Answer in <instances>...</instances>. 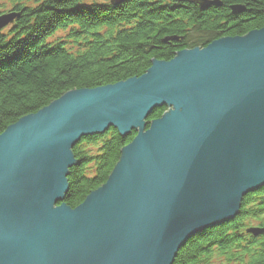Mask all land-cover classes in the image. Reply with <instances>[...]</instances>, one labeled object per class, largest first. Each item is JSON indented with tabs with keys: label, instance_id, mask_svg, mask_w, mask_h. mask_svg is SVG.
<instances>
[{
	"label": "water",
	"instance_id": "obj_1",
	"mask_svg": "<svg viewBox=\"0 0 264 264\" xmlns=\"http://www.w3.org/2000/svg\"><path fill=\"white\" fill-rule=\"evenodd\" d=\"M110 128L136 136L106 183L72 209V149ZM263 185L264 28L152 61L139 78L70 91L9 126L0 135V264H173Z\"/></svg>",
	"mask_w": 264,
	"mask_h": 264
},
{
	"label": "trees",
	"instance_id": "obj_2",
	"mask_svg": "<svg viewBox=\"0 0 264 264\" xmlns=\"http://www.w3.org/2000/svg\"><path fill=\"white\" fill-rule=\"evenodd\" d=\"M194 1L129 0L114 6L107 1L0 0V16L17 14L0 32V135L70 91L139 78L152 61L168 62L180 51L264 28V0H209L220 5L205 11ZM233 6L243 11L233 14ZM165 111L156 109L147 121ZM135 135L124 139L109 129L82 139L73 148L79 164L70 170L64 203L74 209L105 184L121 149ZM263 215L264 186L243 198L233 222L190 239L174 264H264V233L248 232L264 230V223L252 225Z\"/></svg>",
	"mask_w": 264,
	"mask_h": 264
},
{
	"label": "rangeland",
	"instance_id": "obj_3",
	"mask_svg": "<svg viewBox=\"0 0 264 264\" xmlns=\"http://www.w3.org/2000/svg\"><path fill=\"white\" fill-rule=\"evenodd\" d=\"M84 1V3H86V4H92V3H95V2H97V3H102V2H105V1H107V2H111V0H83ZM119 5H121V4H119ZM119 5H114V6H119ZM5 16H10V14L9 13H6V14H3V15H1L0 16V19H2V18H4ZM4 27H6V25H3V26H1L0 28L2 29V28H4ZM152 115V114H151ZM110 129H113V128H110ZM115 130V129H114ZM116 131V130H115ZM108 132V131H107ZM107 132H105V133H107ZM117 132V131H116ZM104 133V134H105ZM118 133V132H117ZM133 133H135V131H132L129 135H126L125 137H122V138H127V137H129L131 134H133ZM136 134V133H135ZM99 135V134H98ZM103 135V134H102ZM118 135H119V133H118ZM92 136H95V135H92ZM92 136H88V137H92ZM120 136V135H119ZM136 136V135H135ZM87 138V137H86ZM135 138V137H134ZM133 138V139H134ZM132 139V140H133ZM82 141V140H81ZM80 141V142H81ZM132 142V141H131ZM130 142V143H131ZM78 145V144H77ZM76 145V146H77ZM72 152H73V149H72ZM89 152H92V150L91 151H89ZM73 155H74V153H73ZM74 158H75V160H77L76 159V157H75V155H74ZM119 159H120V157H119ZM79 164V161H78V163L76 164V165H73L71 168H69V175H70V170L73 168V167H75V166H77ZM117 164V163H116ZM112 172V171H111ZM69 175H68V177H67V179L69 178ZM69 183V182H68ZM106 183V182H105ZM264 186V185H263ZM263 186H261L259 189H261ZM258 189V190H259ZM257 190V191H258ZM68 192H69V190H68ZM68 192H67V194H68ZM67 194L65 195V198H66V196H67ZM246 197V196H245ZM65 200V199H64ZM82 204V203H81ZM241 205H242V202H241ZM240 209H241V206H240ZM238 217V216H237ZM236 217V218H237ZM235 218V219H236ZM234 219V220H235ZM260 219H264V215L263 216H261V217H259V218H257V219H255L254 221H256V222H253V227H257V226H261V224H263L264 223V220L263 221H261ZM233 220V221H234ZM232 221V222H233ZM231 223V222H230ZM229 224V223H228ZM223 225H226V224H223ZM223 225H220V226H216V227H213V228H210V229H207V230H205V231H208V230H212V229H215V228H218V227H221V226H223ZM256 229V228H255ZM205 231H203V232H205ZM203 232H201V233H203ZM200 234V233H199ZM188 243V242H187ZM182 249V248H181ZM180 249V250H181ZM179 250V251H180ZM178 255V254H177ZM175 260H176V258H175ZM175 260H174V262H175ZM219 263V261L218 260H212V262L210 263V264H218Z\"/></svg>",
	"mask_w": 264,
	"mask_h": 264
},
{
	"label": "bare ground",
	"instance_id": "obj_4",
	"mask_svg": "<svg viewBox=\"0 0 264 264\" xmlns=\"http://www.w3.org/2000/svg\"><path fill=\"white\" fill-rule=\"evenodd\" d=\"M10 14V16H11V18H12V20L6 25V27H4V28H0V32L2 31V30H4V29H6V28H8L13 22H14V20L17 18V14H16V12H14V13H9ZM174 264V263H173Z\"/></svg>",
	"mask_w": 264,
	"mask_h": 264
}]
</instances>
